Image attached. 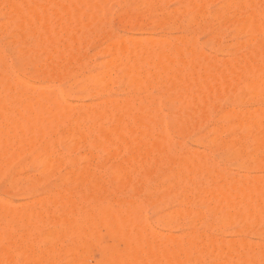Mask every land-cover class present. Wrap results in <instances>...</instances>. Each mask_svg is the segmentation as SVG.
<instances>
[{
  "label": "bare ground",
  "instance_id": "6f19581e",
  "mask_svg": "<svg viewBox=\"0 0 264 264\" xmlns=\"http://www.w3.org/2000/svg\"><path fill=\"white\" fill-rule=\"evenodd\" d=\"M111 1L0 0L15 32L4 40L23 42L17 57L29 56L15 63L20 74H29L27 80H20L10 73L0 44V166L26 153L30 167L67 182L43 187L37 195L32 185L38 178L19 189L22 166L11 169L4 189L20 192L27 201L14 208L0 199V264H90L86 254L93 246L99 252V260L92 259L94 264H264L263 241L255 245L240 237L224 244L211 232L184 231V222L192 217L191 222L204 223L215 234L236 223L240 231L233 232L264 240V175L248 174L253 177H247L249 181L230 179L229 170L225 174L217 169L209 154L185 152L175 144L176 149L170 137V132L187 136L207 123L219 96L236 105L264 101V0H225L213 13L206 6L215 0H176L180 8L161 14L156 11L163 0H120L117 21L140 26L143 20L130 15L141 3L147 15L159 13L153 23L157 28L185 33L173 35L178 37L174 42L150 36L119 39L108 30L103 32ZM243 10L248 14L242 16ZM193 25L209 35L206 46L214 52L226 47L222 44L225 27L243 32L245 39H235L227 50L231 58H224L225 62L211 59L213 55L209 57L195 40ZM96 38L107 40L101 53L108 59H101L102 64L86 61L79 51L84 41ZM32 67L34 71L29 72ZM34 80L47 85H32ZM58 81L67 85L60 89ZM118 86L130 96L118 97L121 101L112 97ZM152 89L161 93L159 103L152 98L155 93L150 96ZM77 93L87 94L94 102L72 106L68 99L80 98ZM160 106L171 110L168 121L159 114ZM260 108L255 112L253 107L250 113L237 112L233 106L221 109L215 120L224 125L216 122L215 126L213 121L207 126L209 133L213 128L212 138L207 133L194 142L211 153L221 151L217 158L223 165L234 162L242 172L264 170V108ZM225 133L231 137L223 139ZM66 141L72 148L65 149L73 151L87 145L88 155L59 154L58 146ZM17 147L24 152H16ZM104 155L107 160H102ZM103 161L113 162L107 178L100 177L109 165ZM65 164L69 170L59 175L58 169ZM125 190L129 199L122 198L128 196ZM172 197L179 208L152 218L157 228L183 229L180 236L170 231L160 234L143 214L146 204L161 205ZM212 218L214 222L209 223Z\"/></svg>",
  "mask_w": 264,
  "mask_h": 264
},
{
  "label": "rangeland",
  "instance_id": "374dc122",
  "mask_svg": "<svg viewBox=\"0 0 264 264\" xmlns=\"http://www.w3.org/2000/svg\"><path fill=\"white\" fill-rule=\"evenodd\" d=\"M111 1V0H110ZM114 1H116V3H113ZM110 3H108L109 2V0H108V17L109 18H107V20H106V24H105V26H104V24H103V26L105 27V28H103L102 27V29H103V32H104V29L105 30H108V31H110L111 32V34L113 35L114 34V36L113 37H117V38H125V37H137V38H140V36L143 38H145L146 36L147 37H155V38H158V37H160V38H169V40H172L173 42L174 41H176L174 38H178V37H175V36H173V35H175L176 34V36L178 35H184L185 33L183 32H181L180 30H171V29H168V28H160L159 26H158V28H157V25H153V23H157V19H158V16H160L159 15V13L161 12V13H170V12H172V10L173 11H176L175 9H177L178 7L180 8V3H178L179 1H176V0H173V1H170V0H163V2L159 5V7H157V11L156 12H159V13H156V14H146V12L144 13V7H143V5L141 6V3H140V5L138 6V4H137V6H138V8L136 7V9H134V10H132L131 11V17H133V18H137L139 21H141L142 22V20H143V22H142V26L140 27V26H138V25H136V26H133V25H128V24H125V25H128V26H125L124 25V23L121 21V19H120V21L118 20H116V18H120V16H119V14L121 13V10H122V1H120V0H112ZM118 1H120V3L118 2ZM166 1H168V2H166ZM214 1V0H213ZM222 1H224V2H222ZM222 2V3H221ZM165 3V4H164ZM211 4H207V6H206V8H207V10H208V12H211V13H213V12H216V11H219L220 9H221V6H223L222 4L223 3H225V0H215V3H213L212 1L210 2ZM117 4V5H116ZM119 4H121V5H119ZM218 4H220V5H218ZM209 5V6H208ZM218 5V6H217ZM0 6H3L2 5V3L0 2ZM118 6H119V8H118ZM220 6V7H219ZM260 6H262V5H260ZM4 7V8H3ZM3 7H0V27H3L4 25H6V27H7V29L8 30H11L10 32H8V30L4 27V29L3 28H0V30L3 32H5V31H7V32H1L0 31V44H2L3 45V47L1 48V50L4 52L3 54L5 55V57L6 58H8V60L6 59V62H7V65H8V67H9V71H10V73L13 75V76H15V77H17V78H19L20 80H27L26 78H28L29 77V74H26V75H23L22 73L20 74L16 69H15V63H21V62H25V61H27V60H29L28 58H29V56H27V55H23L22 57L20 56V57H17V53L23 48L22 47V45L21 44H23V46H24V43L22 42H20L21 44L19 45V42L17 43V42H14V41H8L7 42V40H10L11 38H12V35L15 33L11 28H10V21L11 20H9V14L7 13V10H5L6 9V6H3ZM143 8V9H142ZM162 8V9H161ZM163 8H164V10H163ZM160 9V10H159ZM3 10V11H2ZM139 10H141L142 12H143V16H141V11L140 12H137V11H139ZM168 10V11H167ZM247 10V12L248 13H250L249 11V9H246ZM249 10V11H248ZM6 11V12H5ZM244 11V10H243ZM242 11V12H243ZM241 12V13H242ZM117 13V14H116ZM160 13V14H161ZM244 14L242 15V16H244V15H246V14H248V13H246L245 11L243 12ZM7 14V15H6ZM146 14V15H145ZM158 14V15H157ZM117 15V16H116ZM145 15V16H144ZM139 17V18H138ZM118 18V19H119ZM106 19V18H105ZM114 20V22H112ZM9 21V22H8ZM119 22V23H118ZM146 22H148V23H146ZM184 24L186 23V20L184 19L183 21H182ZM105 23V22H104ZM117 23V24H116ZM123 24V25H122ZM116 25V26H115ZM151 25H153V26H151ZM132 26V27H131ZM140 27V28H139ZM3 29V30H2ZM120 29H123V30H120ZM157 29V30H156ZM190 30L193 32V34H194V38H195V40L197 41V43H198V45L200 46V49H202V51H204L205 53H208L207 55L210 57V55H213V56H211L210 58L212 59H214V58H222L223 60H224V62H225V59L224 58H226V60H227V58L228 59H230L231 57L229 56V54L227 53V50H229L230 49V46L231 45H233L234 44V41H235V39H236V41L237 40H242V39H245V35H244V33L243 32H240V31H238V33H237V31L236 30H234L233 28H227V27H225L224 29H223V31H222V33H224L223 34V39H222V44H223V47H225V49H224V51L223 52H214V50H212V49H210V48H208L207 46H206V40H208V34H206V33H203V32H201L200 30V32L198 31V27H197V25H193L192 27H190ZM116 31V32H115ZM236 31V32H235ZM12 32H14V33H12ZM2 33V34H1ZM9 33H12L11 34V37L9 36L10 34ZM106 33V32H105ZM199 33H201V34H199ZM236 33V34H235ZM242 33V34H241ZM156 34H157V36H156ZM160 34V35H159ZM165 34V35H164ZM172 34V35H171ZM126 35H128V36H126ZM131 35V36H130ZM138 35V36H137ZM195 35H198V36H195ZM173 36V37H172ZM14 38V37H13ZM4 39H7L6 41L4 40ZM97 40H92V41H89L88 40V42L87 41H84L83 43L85 44V46H84V44H83V48L81 47L80 49H79V51H80V55L82 54V57H83V59H85L86 61H89V62H95V64H102V62H101V59H102V61L104 60V62H105V59L107 60L108 59V57L107 56H105V55H103L102 53H101V51H102V49L101 48H104V46L103 45H105V47H106V43H107V40L106 39H103V38H96ZM100 39H102V40H100ZM126 39V38H125ZM205 39V40H204ZM13 40H15V39H13ZM103 40H105V41H103ZM122 40V39H121ZM233 40V41H232ZM3 41H5V42H3ZM243 41V40H242ZM7 42V43H6ZM29 43L30 44V42L31 41H26V43ZM92 43V44H91ZM6 44V45H5ZM98 44V45H97ZM2 45H0V46H2ZM95 45V46H94ZM228 45V46H227ZM103 46V47H102ZM15 48H16V50H15ZM89 48V49H88ZM98 48H99V50H98ZM19 49V50H18ZM84 49V50H83ZM96 49H97V51H98V53L96 52ZM12 52V53H11ZM82 52V53H81ZM94 52V53H93ZM84 53V54H83ZM97 53V54H96ZM217 53H219V54H217ZM222 53H224V54H222ZM13 54H14V56H13ZM92 55V56H91ZM94 55V56H93ZM103 55V56H102ZM91 56V57H90ZM15 57V58H14ZM17 57V58H16ZM90 57V59L88 60V58ZM219 58L217 59V60H219ZM221 59V60H222ZM96 60H100V63L98 62V61H96ZM220 61V60H219ZM222 62V61H221ZM40 66H38L39 68H43L42 67V64L40 63L39 64ZM38 67H37V69H38ZM33 68L34 67H32V68H30L29 69V72H32V71H34L33 70ZM35 69V68H34ZM66 82H60V81H58L57 83H55L56 84V86L57 87H59L60 89H63L67 84H65ZM43 84H46L47 85V83H45V82H43V81H39V80H34L33 81V83H32V85H43ZM19 88H21V86L19 87ZM18 88V89H19ZM22 88H24V89H29V87H26V86H22ZM21 88V89H22ZM122 89V90H121ZM21 91H23V90H21ZM115 92H116V94L118 95H116V94H113L112 95V97H117V100L119 99L120 101L121 100H123V98L121 99V98H118V97H125V98H128V95L130 94V93H128L129 91H126V90H124V87H120V86H118L117 88H116V90H115ZM114 92V93H115ZM151 93H150V96H152L154 93V97H152V98H155L154 100H157V103H159L160 102V98H161V93L159 94L158 92H157V90L156 89H152L151 91H150ZM81 96L80 98L78 97L77 99L76 98H72V99H68V103H70V104H72V106H75V107H77V106H79V107H77V108H80V107H83V106H89V105H91V102H94L93 100H92V98H90L89 96H87V94H81V93H77V96ZM82 95H83V97H82ZM158 95V99H156V97L155 96H157ZM130 96V95H129ZM124 98V99H125ZM222 98V99H221ZM250 102H248L247 101V103L245 104H232V101L230 100V99H227L226 97H224V96H219V98H218V100H217V102H216V107H214V109L216 108V109H218L219 108V111L218 110H214L213 109V112H214V114H212V116H211V119H208L206 122L207 123H204L203 125H205V126H203V125H201V127L200 128H198V129H195V130H193V131H191V132H189L188 134H187V136L185 135L184 137H177V136H175L174 134H172L171 132H170V137L173 139V141L175 142H173V144H174V146H175V144H177V145H179L181 148V150L183 149L185 152L187 151V152H192V150H193V152L192 153H196V154H199V153H201V154H203L204 155V153H205V155H207V156H209L208 158H209V160L211 161V159H212V161L211 162H215V163H213L214 165H217L216 167H217V169H219V170H221V171H223L224 173H225V171L226 170H229V172H228V174H226V175H228L229 176V178L230 179H232V177L234 178V179H242V180H244L245 178H246V180L247 181H249L248 179H253V177H249V176H252L251 174H253V175H255L254 177H256V176H262V175H264V170H255V171H252V170H248L247 172H245V171H241V170H239V169H237L236 168V165H235V163L234 162H225L224 163V165H223V162L222 163H219V162H221L218 158V156L219 155H221L222 153H221V151L218 153V152H215V153H211L209 150H207L206 148H203L201 145H199V144H197L196 142H194V140L196 139L195 137H201V136H203V134H204V136H203V138L204 137H207L210 133H211V130L213 129H210L209 131H210V133L208 132V128H210V127H208L207 128V126L208 125H210L211 123L213 124V121H215L214 122V124H215V126H217V123H218V126H221V124L222 125H224V122L223 123H221L222 121H217V120H215V119H217L218 118V116H217V114H219L220 112H221V109H223V110H230V109H232V106H233V108L235 109V110H237V109H239L240 111H244V112H248V111H253L252 110V108L254 107H256V110H255V112L257 111V106H258V108H260L261 107V105H263L264 104V101L261 103V100L260 101H257V103L255 102V104H254V101H251V100H249ZM74 103V104H73ZM77 103H78V105H77ZM81 103H84V105L83 104H81ZM88 103V105H86ZM233 103H236V102H233ZM261 103V104H260ZM93 104V103H92ZM218 104V105H217ZM242 105H244V106H242ZM218 106V107H217ZM225 106V107H224ZM260 106V107H259ZM263 108H264V105L262 106ZM261 107V108H262ZM225 108V109H224ZM245 108V109H244ZM247 108V109H246ZM260 108V109H261ZM222 110V111H223ZM225 110V111H226ZM227 110V111H228ZM246 110V111H245ZM171 112V110H169L168 108H165L164 106H160V115H161V117L162 118H164L165 120H167L168 121V119L170 118V116H172L173 114L172 113H170ZM219 112V113H218ZM237 112H238V110H237ZM254 112V111H253ZM253 112H251V113H253ZM217 113V114H216ZM248 113H250V112H248ZM217 116V117H216ZM216 117V118H215ZM167 118V119H166ZM214 119V120H213ZM217 122V123H216ZM220 123V124H219ZM207 124V125H206ZM213 124V125H214ZM215 126H212L211 125V127H215ZM205 127V128H204ZM207 133H208V135H207ZM198 135H200V136H198ZM212 134H210L209 136H208V138H212V136H211ZM227 136V137H226ZM228 136L229 137H231L229 134H227V133H225V134H223V136H222V138L223 139H225V138H228ZM225 137V138H224ZM191 138H193V139H191ZM191 139V140H190ZM226 140V139H225ZM182 142V143H181ZM180 143V144H179ZM195 143V144H194ZM63 146V147H62ZM68 147V149H69V143L66 141V142H64L63 144H61V146H58V150H60V151H58L59 152V154H61V152H62V155L64 154V153H68V152H71V153H68V154H73V156H76L77 158H80V157H84V156H87L88 155V146L86 145V147L84 146V144H82V146H80L77 150H75V151H73L74 149H70V150H68L67 148V150L65 149V147ZM179 146H175V148L176 149H178L179 148ZM71 148H72V146H70ZM74 147V146H73ZM178 147V148H177ZM21 148V147H20ZM19 148V150H18V147H17V149L15 148V150H18V151H16V152H19L20 153V151H22V152H24L22 149H20ZM193 148V149H192ZM187 149V150H186ZM190 149V150H189ZM72 150V151H71ZM84 151V152H83ZM90 151V150H89ZM197 151V152H196ZM202 151H204L203 153H202ZM21 152V153H22ZM64 152V153H63ZM208 152V153H207ZM90 153V152H89ZM68 154H64V155H68ZM209 154V155H208ZM218 154V155H217ZM79 157H78V156ZM107 155V154H106ZM127 155V153L124 155H121V157H119V158H124L125 156ZM200 155V154H199ZM202 156V155H201ZM29 154H27L26 155V153H23L20 157H19V159L17 160V161H14V162H10L9 164H7V165H5V167L4 166H0L1 168H0V199L2 200V201H4V202H6V203H10L11 205L13 204L14 206V208L16 207L15 205H17V207H18V205H22V204H24L26 201H27V198H25V197H23V196H20L21 194H20V192H18V193H14V192H11V191H8V190H6V189H4V187L6 188L7 186H8V179H9V176H10V174H11V172L13 171V169H14V167H15V165H20L21 164V166L23 167H21V171L19 172V174H18V185L19 186H17L19 189L21 188V187H24L25 185H27L28 184V182H31L32 181V178L33 179H36L37 180V178H38V180H37V182H35L32 186H33V192L35 193V194H37V195H41L40 193L41 192H43V190H45L46 188H50V187H55V186H61V185H63V184H66L67 182L66 181H64V179L62 180V178L61 179H59V177L58 176H56V175H52V174H40L36 169H34V168H32V167H30V165L28 164V162H29ZM82 157V158H83ZM105 157V155L103 156V158H102V160H107V158H104ZM107 157H108V161L109 160H111L112 161V159H110L109 158V155H107ZM218 157V158H217ZM28 160H27V159ZM25 160V161H24ZM218 160V161H217ZM115 160H113V162H114ZM209 161V162H210ZM104 162V165H106V164H108L109 162H107L106 164H105V161H103ZM113 162H111V163H113ZM210 162V163H211ZM23 163V164H22ZM111 163H109V165H106L105 167H104V169L106 170H104V169H102L101 171V173H103V174H101V178H102V176H103V178H107V175H108V170H109V167H111L112 166V164ZM217 163V164H216ZM221 164V165H220ZM82 165H84V162L82 163ZM7 166V167H6ZM220 166H221V168H220ZM223 166L225 167V168H223ZM231 166V167H230ZM254 165H252L251 164V167H253ZM108 167V168H107ZM219 167V168H218ZM4 168V169H3ZM11 169H12V171H11ZM69 170V166H68V164H65V165H62L59 169H58V173H59V175H64V172H62L63 170ZM108 169V170H107ZM223 169V170H222ZM226 169V170H225ZM237 169V170H236ZM241 171V172H240ZM257 171V172H256ZM235 172V173H234ZM253 172H255V173H253ZM66 173V172H65ZM107 173V174H106ZM245 173L247 174V176L245 175ZM260 173H261V175H260ZM9 174V175H8ZM104 174H106V176L104 175ZM243 175V178L241 177L242 175ZM248 174H249V176H248ZM26 175V176H25ZM52 175V176H51ZM231 175V176H230ZM232 175H234V176H232ZM21 176V177H20ZM22 176H23V178H22ZM28 176V177H27ZM31 176V177H30ZM246 176V177H245ZM8 177V178H7ZM46 177V178H45ZM49 177V178H48ZM247 177H248V179H247ZM263 177V176H262ZM30 178H31V180H30ZM40 178V179H39ZM203 179V178H202ZM202 179H201V181H202ZM29 180V181H28ZM206 180V179H205ZM61 183H60V182ZM43 182V183H42ZM203 182H204V179H203ZM63 183V184H62ZM205 183V185L207 184V186H208V183H206V182H204ZM204 183H203V185H204ZM7 185V186H6ZM204 185V187L206 188L207 186H205ZM3 186V187H2ZM43 187H45V189L43 188ZM43 189V190H42ZM39 192V193H37V192ZM126 191V190H125ZM123 196H126V194H128V196H126L125 198L124 197H122L123 199H129L128 197H129V193H128V191H126V194L124 193V191H123ZM121 194V195H122ZM153 195H157V194H153ZM18 196V197H17ZM20 196V197H19ZM17 197V198H16ZM173 199V197L172 198H170V199H168L167 200V202L166 203H162L161 205H159V203H156V204H152L151 203V206L148 204H146L145 206H144V212H143V214L145 215V217L147 218V220H148V222H149V225H150V227H152V228H154V229H156L158 232H161L160 234H167V233H169L168 231H170V230H168V229H166V230H164V229H160V228H157L156 226H155V224H154V222H153V219L154 218H152V217H154V216H157V215H162V214H166V213H170V211H172L173 209H177V207L179 208V206H176L177 204L176 203H174V201L172 200ZM24 200H25V202H24ZM133 200V199H132ZM156 200V199H155ZM134 201V200H133ZM154 201V200H153ZM135 202H137L136 200H135ZM16 207V208H17ZM175 209V210H176ZM162 212V213H161ZM165 212V213H164ZM219 212H217L216 214H218ZM215 218V217H214ZM191 219H193L192 217L191 218H189V220L186 222H184L185 223V229H184V231L186 230V229H188V231H189V228H190V231H192V229H193V231H198V233L200 234V233H203L204 232V234H201V235H205V234H208V235H210V232H211V235H212V233H213V237H217L216 239H217V241L219 242V240H221L220 242H224V244H228L229 242V239H231V241H230V244L231 243H234V242H237L239 239H240V237H241V239L244 241V242H246V241H248L249 240V243H251V244H255V245H257V243L258 244H260V245H262L261 243H264V240H263V238H260V237H257V236H255V235H251V234H247V233H244V234H240V233H238V231L237 230H239V225L238 224H234L233 225V223L232 224H230V225H227L226 227H225V229H223L220 233H218V234H215V232L213 231V229L211 228V227H209V228H207L206 229V227H205V225H204V223H202V224H199V222L198 221H194L195 222V224L193 223V220H192V222H191ZM211 220V221H210ZM209 220V223H212V220H213V222H214V219L212 218V219H210ZM216 221V220H215ZM194 224V226H193V224ZM191 224V225H190ZM189 225V226H188ZM190 226H193L192 228L190 227ZM207 226V225H206ZM195 227V228H194ZM208 227V226H207ZM262 227H264V224H262ZM174 229H176V228H173L171 231H170V234L172 233V234H177L178 236H180V235H182V233L180 232V231H183V229H176V230H174ZM205 229V230H204ZM235 229H237L236 231H234L233 232V230H235ZM174 230V231H173ZM178 230V231H177ZM213 232H212V231ZM230 230V231H229ZM263 230H264V228H263ZM183 231V232H184ZM187 231V230H186ZM227 231H229V232H227ZM240 231V230H239ZM231 232V233H230ZM235 232H236V235H233V233L235 234ZM179 233V234H178ZM226 233V234H225ZM228 233V234H227ZM238 233V234H237ZM177 235H175V236H177ZM243 237V238H242ZM233 239V240H232ZM236 241H235V240ZM238 239V240H237ZM247 239V240H246ZM105 240H108V237L107 236H105ZM227 242H226V241ZM241 240V241H242ZM240 241V240H239ZM261 241H263V242H261ZM253 242V243H252ZM257 242V243H256ZM261 242V243H260ZM117 244V243H116ZM223 244V243H222ZM263 246H264V244H263ZM91 249V248H90ZM90 249H89V253H87L86 255L88 256V261L90 262V264H94L95 262L93 261V260H95V261H98L99 260V252L97 251V248L96 247H94L93 246V248L91 249V251H90ZM96 249V250H95ZM91 252V253H90ZM98 252V253H97ZM98 254V255H97ZM92 256V257H91ZM93 259V260H92ZM93 262H92V261Z\"/></svg>",
  "mask_w": 264,
  "mask_h": 264
}]
</instances>
